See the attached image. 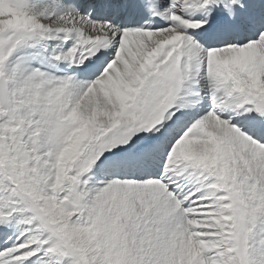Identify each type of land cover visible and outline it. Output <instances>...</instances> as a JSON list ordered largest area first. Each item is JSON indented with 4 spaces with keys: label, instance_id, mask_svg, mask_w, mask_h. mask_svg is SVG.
Segmentation results:
<instances>
[{
    "label": "snow or ice",
    "instance_id": "1",
    "mask_svg": "<svg viewBox=\"0 0 264 264\" xmlns=\"http://www.w3.org/2000/svg\"><path fill=\"white\" fill-rule=\"evenodd\" d=\"M0 264H264V0H0Z\"/></svg>",
    "mask_w": 264,
    "mask_h": 264
}]
</instances>
